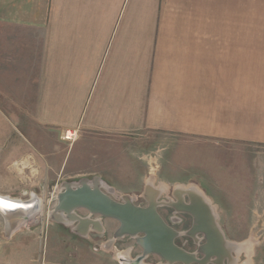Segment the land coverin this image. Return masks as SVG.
<instances>
[{
    "label": "crops",
    "instance_id": "crops-1",
    "mask_svg": "<svg viewBox=\"0 0 264 264\" xmlns=\"http://www.w3.org/2000/svg\"><path fill=\"white\" fill-rule=\"evenodd\" d=\"M11 68L20 80L0 90V115L13 105L29 116L0 128L5 171L14 161L43 181L108 173L112 187L143 188L168 140H190L192 153L206 142L264 149V0H0V76ZM250 182L242 168L244 203ZM70 237L40 245L0 216V264L115 259L86 255L111 248L100 235Z\"/></svg>",
    "mask_w": 264,
    "mask_h": 264
},
{
    "label": "rangeland",
    "instance_id": "rangeland-1",
    "mask_svg": "<svg viewBox=\"0 0 264 264\" xmlns=\"http://www.w3.org/2000/svg\"><path fill=\"white\" fill-rule=\"evenodd\" d=\"M7 71V75L0 76V90L3 92L15 90L18 87V80H20V77L13 72L14 68ZM2 111L4 113L0 115V128L3 132H15L18 125L15 122L16 117L24 119L29 116L28 108H16L13 105L3 108ZM157 143L158 141H155L150 144ZM180 143H183V150L180 149ZM205 144H209V148L199 149L192 153L190 140L166 141L164 149L162 147H159L161 148L159 151L154 149L157 151L151 156L155 158L158 168L152 169L147 177L152 180L156 187L165 185L167 189L169 188V191L175 185L190 183H194L199 187L202 185L203 187H200L202 190L207 188L210 192L209 195H206L216 209V215L220 223L227 229L229 241L247 242L250 245L249 252H242V263L264 264V179L258 181L256 178L257 176H264V149H248L235 143L221 145V147H217L214 142H206ZM136 145L137 147L140 146L141 149H146L149 146L148 142L141 140L136 141ZM242 164L245 165L242 166ZM3 168L4 166L0 162L1 194L21 199H27L31 194H36L42 201V210L38 221H30L22 228L36 230L39 234L40 245H44V243L46 245L45 240L49 236L53 244L68 246L78 243L70 237L73 233L68 227L54 223L48 218V212L55 205L52 197L55 195L61 181H76L81 177H72V175L64 173L62 179L54 183L50 177L46 181L39 178L38 176L42 174L39 173L38 175L35 168L33 169L31 166L22 167L14 161L8 165L6 171ZM242 168H245L246 174L251 177L250 187L244 191L248 195L245 198V203L242 202ZM117 174L119 175V173ZM93 175L99 174L94 173L85 177L91 178ZM104 176L108 180L105 181L102 178L105 182L104 190H107L113 197L119 199L122 194L127 193L133 197L135 204L144 206L145 202L141 196L142 187H112L111 183L116 182L110 179L108 173H105ZM44 182H48L50 186H40ZM167 189L160 194L159 199L170 196ZM78 213L84 215L85 211L78 210ZM104 225L106 226V233L99 238V244H103L111 238V232L116 228L117 222L104 219ZM99 246L93 247L92 250L86 247L85 253L90 255L91 252L102 250L108 251L106 252L109 253L108 255H114V260L104 261V264H122L119 260V254L121 257L122 254L127 253L130 258H135L141 254L140 247H137L134 239L129 237L117 239L116 247H111L109 250H104L103 245ZM60 250L63 251L62 254H67L68 257L76 253L77 255H85L80 248L78 250L72 248L71 250L70 247H61ZM158 262L160 261L154 255H150L143 260L144 264H156Z\"/></svg>",
    "mask_w": 264,
    "mask_h": 264
},
{
    "label": "water",
    "instance_id": "water-1",
    "mask_svg": "<svg viewBox=\"0 0 264 264\" xmlns=\"http://www.w3.org/2000/svg\"><path fill=\"white\" fill-rule=\"evenodd\" d=\"M104 187L105 182L99 175L81 177L76 181H61L52 197L55 205L48 212V218L68 227L81 238H87L91 233H103L102 219L116 221L118 225L104 246L110 248L117 239L129 237L141 249V254L135 258H130L127 253L124 257H119L122 264H144L143 260L149 255H156L161 259L156 264H206L212 256L216 257L215 263L220 264L223 256H229L222 246L234 250L241 247L242 252L248 248L243 247L249 245L247 242L237 243L225 239L216 223L215 208L204 191L194 183L175 185L172 188L175 200L171 196L164 200L159 199V196L166 190V186L156 187L148 179L141 195L146 202L144 206L135 204L133 197L127 193L116 199ZM184 195L188 196V203L184 201ZM4 203L14 206L4 207ZM162 204L192 215L193 224L185 233L193 238L197 232L204 234L206 242L199 249L203 254L202 258H196L194 253L174 242L178 232L158 213V206ZM41 210L42 201L36 194L21 199L0 193V216L8 232L16 231L30 221L37 222ZM78 210L85 211V214L78 213Z\"/></svg>",
    "mask_w": 264,
    "mask_h": 264
},
{
    "label": "flooded vegetation",
    "instance_id": "flooded-vegetation-1",
    "mask_svg": "<svg viewBox=\"0 0 264 264\" xmlns=\"http://www.w3.org/2000/svg\"><path fill=\"white\" fill-rule=\"evenodd\" d=\"M200 187L202 188L203 186L200 185ZM172 188L169 191V188L167 189V186H166V189H167V191H169L171 197H172ZM203 191H204L205 194L209 195L210 191L207 188L204 189ZM167 197L168 196H165L164 200H167ZM172 198H173V200H175L174 197H172ZM184 201L186 203L189 202V199H188L187 195H184ZM144 202H145V200H144ZM144 205H146V202H145ZM211 205H212V203H211ZM157 210H158V213L160 214V216L162 217V219L170 227H172L174 230H176L178 232V235L174 239V242L178 246L183 248L184 250H186L188 252H191V253H194L196 258H198V259L202 258L203 254L199 251V249L206 242L204 234L202 232H197L195 234V237L193 238L191 236H188L185 233L186 231H188L191 228V226L193 224L192 215H190L189 213H185V212H178V211L174 210L172 207L164 205V204L159 205ZM215 213H216V211H215ZM102 223H103V226H104V232L100 233V234L91 233L90 235H93L94 237H97L99 235H100V237L103 236V234L106 233V226L104 225V219H102ZM216 223L218 224V226H219L221 232L223 233L225 239L229 241L230 238L228 237L229 235H228L227 229L225 228V226H223L220 223L217 215H216ZM113 231L111 232V236H112ZM135 245L137 247H139L136 243H135ZM113 247H116V241L114 242ZM222 247L224 248V250L226 248V251H227V253L229 254L230 257L227 256V254H226V256H223L221 261H220L221 262L220 264H243L242 263V259H241V257H242V248L241 247L239 249H236V250L231 249V247H227V246H222ZM243 251H245V250H243ZM154 256H156V255H154ZM156 257H157L158 261H161V259L158 256H156ZM215 260H216V257L212 256L211 260L208 261L206 264H218V262L215 263ZM176 264H179V263H176ZM192 264H197V263H192Z\"/></svg>",
    "mask_w": 264,
    "mask_h": 264
},
{
    "label": "bare ground",
    "instance_id": "bare-ground-1",
    "mask_svg": "<svg viewBox=\"0 0 264 264\" xmlns=\"http://www.w3.org/2000/svg\"><path fill=\"white\" fill-rule=\"evenodd\" d=\"M164 186H165V185H164ZM243 247H245V248L248 247V248H246L245 250H246L247 252H249V247H250L249 245H244ZM237 253H238V252H237ZM122 255H123V256H121V257H124V254H122ZM236 263H237V262H236ZM251 264H252V263H251Z\"/></svg>",
    "mask_w": 264,
    "mask_h": 264
},
{
    "label": "snow or ice",
    "instance_id": "snow-or-ice-1",
    "mask_svg": "<svg viewBox=\"0 0 264 264\" xmlns=\"http://www.w3.org/2000/svg\"><path fill=\"white\" fill-rule=\"evenodd\" d=\"M14 205L8 204V203H4V207H13Z\"/></svg>",
    "mask_w": 264,
    "mask_h": 264
}]
</instances>
